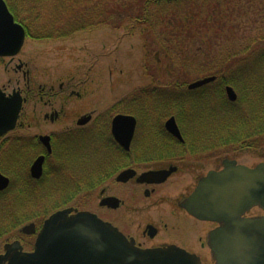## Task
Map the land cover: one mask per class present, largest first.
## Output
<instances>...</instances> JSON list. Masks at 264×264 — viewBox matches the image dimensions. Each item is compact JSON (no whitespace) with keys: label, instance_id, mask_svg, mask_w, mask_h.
I'll return each instance as SVG.
<instances>
[{"label":"flooded vegetation","instance_id":"1","mask_svg":"<svg viewBox=\"0 0 264 264\" xmlns=\"http://www.w3.org/2000/svg\"><path fill=\"white\" fill-rule=\"evenodd\" d=\"M6 4L15 22L23 24ZM18 56L0 59L6 78H0L2 92L23 101L15 129L0 138V174L9 179L8 188L0 193L12 187L17 190L19 200H25L24 208L27 205L32 208L33 195L51 190L64 178L65 185L59 189L64 197L60 207H54L51 212L48 210L52 207H47L42 210L44 213L21 217L26 223L18 229V238L11 242L7 239L1 254L7 243L16 241L24 251L32 252L45 221L60 210L73 209L96 215L140 249L172 248L206 264L203 254H211L208 236L218 224L193 216L184 204L211 172L225 169L227 160L247 166L227 158V147L233 144L227 145V118L217 116L215 103L197 102L196 106L211 110L197 108L195 115L185 119L183 129L175 115H165L162 102L151 105L137 101L135 93L128 101L121 100L100 114L74 113L75 117L68 121L69 99L82 100L83 82L69 78L37 84L27 63L17 59L18 64L12 66ZM19 73L22 81L10 75ZM163 90L142 89L139 98L157 99ZM199 90H189L195 92L198 101ZM59 96H64L66 101L58 103ZM136 105L142 108L143 115L134 111ZM119 116L133 117L137 122L129 148L118 139L127 136L129 122L122 123L114 134V121ZM88 117L90 120L84 123ZM171 118L175 119L181 139L167 129ZM55 126L61 128L45 129ZM244 132L245 137L235 143L241 144L240 152L251 149L247 142L250 139L255 138L257 143L263 140L259 120L255 136L247 137L248 131ZM94 138L96 149H84L85 141ZM13 156L16 157L14 169L10 160ZM259 164L247 167L255 168ZM94 198L95 207L91 205ZM78 199L79 205L75 203ZM261 215L264 212L255 216ZM31 224L35 233H24L23 228Z\"/></svg>","mask_w":264,"mask_h":264},{"label":"rangeland","instance_id":"2","mask_svg":"<svg viewBox=\"0 0 264 264\" xmlns=\"http://www.w3.org/2000/svg\"><path fill=\"white\" fill-rule=\"evenodd\" d=\"M29 1L32 3V0ZM67 1H69L72 11L64 13L61 16L62 18L58 19L59 10L55 7L54 1H51L41 11H33L32 8L27 7L29 4L27 0H6L14 14L16 13L20 17L21 20L16 16L18 22L24 20L38 29H41L45 23L54 21L58 22L57 27H61L62 24H65V26L70 25L69 23L78 21L80 13L83 21L74 26L89 28L76 32L66 38H58L59 33H68L70 29H73V27H66L64 31L53 33V37L50 39L38 38L41 35L34 31V38L26 39L20 55L16 58L14 64H12L13 67L15 64H18L17 59H21L27 63L32 72V79L37 84L69 78L78 83L83 82L82 93L84 96L82 100L69 99L70 110L67 115L68 121H71L75 117L74 113L80 114L82 112L95 111L97 114H100L121 100L128 101L134 93L135 95L137 94V101L151 103V105L159 104L161 101L156 98L152 99V97H146L141 100L139 97L142 89L151 91L153 87H165L167 85L170 87L182 84H185L187 87L197 80L208 77L210 75L200 72V69L197 67L198 64L201 61H207L209 54L211 56L222 54L221 56H223L226 52L222 51L234 43L233 39L227 40V24L222 38H216V32L211 31L207 34L205 40L195 42V40L184 41L182 39L179 45L182 46L184 44L183 49L188 50L190 57L195 55V65L194 69L180 70L181 67L177 63H180L182 59L181 51L176 50V52H172V58L166 56V47H168V42L165 39V32L168 27L166 15H163L164 19L159 17L154 19L153 23L150 21L144 25V23L127 22L124 21V18H119L118 10L120 9V4L125 1L127 2V0H65V2ZM123 7V9L126 8V11L134 10V13H140V6L134 8L131 6ZM132 28L134 30L130 32ZM255 28L264 31V20L260 21ZM195 52H197V56ZM221 58L224 59V56ZM173 64H177L176 68H173ZM247 73L250 74L249 71ZM4 75L3 67H1V80L3 78L6 79ZM10 75L16 76L22 81L21 73ZM169 92L167 91L166 95ZM173 92L179 93L177 89H174ZM152 93L150 96H153ZM56 100L58 103L66 101L64 96H59ZM166 102V99H164L162 104L165 106ZM141 109V107L136 105L134 111L143 115V110ZM215 109L220 111V115L227 118V111L221 105L220 108ZM252 110L254 113H257L255 107ZM233 121L230 120V123H233ZM60 128L59 126H55L45 129L58 130ZM187 128L190 129L191 126L187 124ZM33 131L31 130L30 132L33 133ZM19 133L17 132L16 134ZM95 139L86 140L87 145L84 146V149H96ZM250 140L247 141L251 146V149L248 151L240 152L241 144H233L229 148L227 147V158H234L239 163L250 167L264 162V136L262 142L259 143H257L255 138ZM10 160H12L11 164L14 169L16 157H10ZM64 183L65 180L63 178L59 183L56 182L55 187L51 190H42L33 195L32 199L34 202L32 199L30 200L33 209L29 205H27V209L24 208V199H16L12 208L14 214H16L15 217L20 219L21 217L31 215V213L36 214L35 212L44 211V208L47 207H52L48 210L49 212L54 207H60L64 194H60L59 189L65 185ZM75 203L79 205V199ZM83 204L81 203L80 205ZM91 205L93 207L96 206L95 198ZM6 207L9 208V206ZM43 211L42 213H44ZM262 212V210L257 208L253 209L249 215L255 216L262 214ZM40 219L42 220V218ZM13 220L10 219L6 222V216L0 213V230L9 229L0 240V254L7 239L11 242L15 238H18V229L22 224L26 223L25 221H20L21 223L20 225L17 224V228L9 227L14 222ZM203 259L206 264H214L209 252L203 254Z\"/></svg>","mask_w":264,"mask_h":264},{"label":"water","instance_id":"3","mask_svg":"<svg viewBox=\"0 0 264 264\" xmlns=\"http://www.w3.org/2000/svg\"><path fill=\"white\" fill-rule=\"evenodd\" d=\"M25 39V28L15 22L6 2L0 0V59L17 56ZM215 80L200 79L188 89ZM225 89L228 99L237 101L234 88ZM22 105L20 97H7L0 88V138L15 129ZM124 122L130 126L127 136L117 138L129 148L137 122L133 117H117L114 134ZM167 129L181 139L174 118L168 121ZM8 186L9 179L0 174V191ZM184 207L193 216L218 224L208 236L215 264H264V215L247 216L254 208L264 212V162L249 168L227 160L224 170L211 172L201 181ZM23 232L34 234V225L24 227ZM0 264H201V260L172 248L140 249L96 215L65 209L45 221L32 252H25L18 241L7 243Z\"/></svg>","mask_w":264,"mask_h":264},{"label":"trees","instance_id":"4","mask_svg":"<svg viewBox=\"0 0 264 264\" xmlns=\"http://www.w3.org/2000/svg\"><path fill=\"white\" fill-rule=\"evenodd\" d=\"M51 1L55 2V7L59 10L58 19L62 18L64 13L72 11L69 1L65 2V0H32V3L27 0L29 3L27 7L32 8L33 11H41ZM123 6L133 8L140 6V13H134V10L126 11ZM163 15L168 18V27L165 32V39L168 42L166 56L172 58V52L180 50L182 59L180 63H177L181 67L180 70H191L195 65V55L190 57L188 50L183 49L184 44L179 45L182 39L195 40V42L205 40L211 31L216 32V38H222L227 24V40L233 39L234 42L222 51L226 52L223 53L224 59L221 58L222 54L216 56L209 54L207 61H201L198 64L200 72L217 77L214 83L200 88L199 101L196 99L195 92L189 91L185 84L151 88L164 89L162 95L157 96V100L162 102L166 99L165 115H175L183 129L186 127L185 119L195 115L197 108L201 111L211 110L207 106H196L197 102L212 101L216 108H220L221 105L227 111V145L239 143L246 135L244 131H248L247 137L255 136L258 120L264 136V31L255 28L260 21L264 20V0H127L120 4L118 10L120 19L124 18V21L144 23V25L150 21L153 23L154 19L159 17L164 19ZM17 18L21 20L20 17L17 16ZM82 21L80 13L78 21L71 22L67 26L62 24L61 27H57L58 22L54 21L47 22L38 29L24 20L21 23L27 27L32 38L36 31L41 35L38 38L50 39L53 33L64 31L66 27H73V29H70L68 33H59L58 38H66L78 31L89 29L74 26ZM133 30L134 28L130 32ZM195 54L197 56V52ZM177 64H173V68H176ZM247 71L252 74H248ZM228 85L238 93V100L234 103L226 97L224 89ZM174 89H177L179 93L173 92ZM167 91L170 92L166 95ZM253 107L257 109V113L253 112ZM216 112L218 117H223L219 110L216 109ZM230 120H234L233 123H230ZM16 199H18L17 190L12 187L8 192L0 193V213L6 216V222L14 219L9 226L13 228H17V224L20 225V221H23L15 217L16 214L12 209ZM9 209L12 210L7 211ZM8 231V228L0 230V240Z\"/></svg>","mask_w":264,"mask_h":264}]
</instances>
